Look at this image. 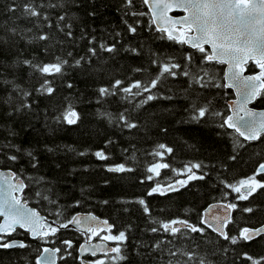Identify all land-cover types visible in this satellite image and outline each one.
Instances as JSON below:
<instances>
[{
    "label": "trees",
    "instance_id": "trees-1",
    "mask_svg": "<svg viewBox=\"0 0 264 264\" xmlns=\"http://www.w3.org/2000/svg\"><path fill=\"white\" fill-rule=\"evenodd\" d=\"M29 4L41 13L39 18L25 14ZM133 11L145 14H129ZM41 35L48 38L41 40ZM204 48L202 53L167 39L152 24L142 0H133L131 8L125 0H0V168L22 178L23 198L47 218L59 223L91 212L113 225L110 234L125 232L119 245L125 258L103 264H197L201 258L205 264H250L243 253L264 257L259 237L232 245L208 228L203 234L183 230L175 236L160 228L172 220L204 227L203 209L215 201L246 202L264 215V196L239 200L225 187L248 178L264 161V135L245 141L220 127L233 93L224 86V65L206 61ZM61 61H67L61 74L46 76L36 67ZM168 63L180 65L176 76L165 74L151 93L100 94L117 80L121 87L136 81L147 85ZM247 69L255 71L256 64L250 62ZM45 80L55 90L51 95L41 89ZM149 94L156 98L141 104ZM253 106L264 107V90ZM201 107L208 114L197 122L193 117ZM69 109L78 114L75 124L62 119ZM121 114L136 127L125 126ZM161 144L172 151L160 149ZM97 151L107 159H98ZM159 162L170 167L160 169L159 176L150 173L148 168ZM121 164L130 171L108 170ZM194 164L201 167L192 172L203 179L177 185L176 192L148 195L157 184L165 187L185 176L186 166ZM251 216L237 206L226 231L237 235L242 225H255ZM67 233L77 241L78 233ZM9 238L28 247L0 250V264H36L42 247L53 239H33L20 229ZM189 252L195 254L192 261L184 255Z\"/></svg>",
    "mask_w": 264,
    "mask_h": 264
},
{
    "label": "snow or ice",
    "instance_id": "snow-or-ice-1",
    "mask_svg": "<svg viewBox=\"0 0 264 264\" xmlns=\"http://www.w3.org/2000/svg\"><path fill=\"white\" fill-rule=\"evenodd\" d=\"M126 5L131 8L133 6V0H125ZM144 5L149 6V9L152 13L153 22L157 23V31L167 33V39L174 40L177 43L188 44L194 49H198L200 52H205L204 45H209L211 49V54L205 57L206 61L217 60L222 63H226L231 69L230 76L228 77L232 82L229 84V87H235L239 96L240 101L238 102V108L240 111L245 113V116H238L234 120V115H228L223 119L220 127H227L229 129H234L240 137H243L245 140L253 141L258 140L262 135H264V113H256L251 109H247V105L250 101L255 99L258 95V85L257 81L264 77V72L260 76H244L241 74L240 66L245 63L248 59H254L255 62L264 69V48H254L249 45L248 41L239 42L236 44V52L238 55L234 56L231 59H224L222 57V49L225 47L224 43H221L217 37L213 35L214 26L209 25V20H212L213 13L211 9L216 7H227L232 9L234 15L239 19L243 20L246 9L244 5L246 0H227L226 4L217 5L211 0H142ZM182 9L186 14L181 17L179 20H172L168 15L173 8ZM255 8L264 11V0H256ZM25 14L30 17L41 16V13L36 10L32 5H25ZM131 15H144L145 13L130 12ZM46 19V17H45ZM61 20L64 17H60ZM160 22H164L167 26H159ZM174 25H181L180 36L174 35L176 29ZM129 31L135 33L136 28L129 25ZM194 32V35H187V33ZM70 34V33H69ZM48 37L46 35H41L39 39L46 40ZM101 47H104L103 45ZM105 50L111 52L114 50L113 47H108ZM94 53V49L91 50ZM25 63H30L25 61ZM67 61H61L55 64H46L43 66H36L38 71L43 75H53L61 74L63 70V64ZM79 63V61H77ZM180 68L179 64L168 63L161 66V70L156 79L150 81L147 85H142L140 81L134 82L129 87H121L122 81L117 80L114 82L112 89L101 88V96L106 95H115L116 91H122L127 94H132L134 96L142 95L143 93H151L152 89L156 88L165 74L169 76H176L174 69ZM185 76H188V72H184ZM203 80V77L200 78ZM198 83L200 81H197ZM50 82L45 80L44 84L41 85V89L47 94L51 95L55 90L49 86ZM205 83H201V87H205ZM133 89H137L133 93ZM23 95L27 96L29 93H24ZM156 97L152 94L146 96L145 100L141 101V104L147 103L150 100L155 99ZM23 107H31V105L24 104ZM208 114V109L206 107H201L196 110V115L193 117L194 120L199 122L200 119L205 118ZM216 116H220L221 113H215ZM62 119L68 124H75L79 119L78 114L69 109ZM119 120L125 124L128 128H135L136 124L130 123L128 118L121 114ZM242 125V127H241ZM160 149H165L167 152H171V148H167L165 145H159ZM83 155V153H81ZM30 155V153H29ZM155 155L163 157V152H156ZM95 156L98 159H107L103 151H97ZM235 157H233L234 159ZM9 159L15 161L16 156H10ZM170 166L166 163H157L148 168L150 173H155L159 176L158 169L169 168ZM200 164H194L191 166H186L185 172L190 173L187 176L186 180H177L173 183L168 184L165 187L157 184L152 187L148 192V195L153 194L164 195L167 192H176L179 191V187H186L188 182L192 179H203V175L196 176L192 172L193 168L199 169ZM110 172L122 173L125 171H130V169L125 168L124 165H118L108 169ZM175 171V170H174ZM256 176H264V163L260 164L254 173L253 176L246 179H242L238 184H228L225 183L226 188H230L232 191L238 193L237 199L239 200H250L255 199L260 196H264V180L256 179ZM0 177L4 179L0 180V217L3 218V223H0V250H13V249H23L28 247L23 241H17L10 239L9 237L12 233H15L17 229L25 230L30 233L34 239L44 240L49 236H54L60 229H67L70 225H81L86 228L87 231H93V225L99 223L95 216H86L81 217L78 215L72 216L71 219H68L66 222H60L53 226L50 224L45 217L40 216V214L35 209H29L25 203L21 202V199L18 195L14 193L22 192L26 187L24 182L15 177V174L11 176H5L4 173H0ZM148 179H152L151 176ZM15 180V183L12 181ZM179 185V187H177ZM39 196L40 193H37ZM47 199V197H44ZM141 205H144L145 213L149 212L145 201L141 199L139 201ZM211 208H216V205L210 206ZM224 208L227 210V214L212 215V221L202 218L200 221V227L189 223L187 220H172L168 222L160 223V228L170 235L184 234L183 230L191 233H201L203 234L205 228L211 229L213 232L217 233L225 241L230 242L232 245L238 243H250L255 238L259 237L264 239V225H261L258 228H242L239 231L238 235H230L229 232L225 231L227 226L232 223L231 219V210L237 208V204L229 203L224 205ZM245 212L252 213L254 209L252 207H246ZM104 224H107V221H104ZM153 232L159 231L158 228H153ZM103 239H111L113 241H124L126 239L125 232L121 231L118 235L115 236H105ZM68 248L72 247L71 241L63 242ZM91 255L95 256L97 251L104 252L105 255L108 253H115L116 255L112 256L113 260L124 259L122 250L119 246L113 247L110 249H105L99 245H91ZM158 247V245H157ZM82 251H87L88 249L84 246H81ZM44 253H59L61 252L60 248L49 249L44 248ZM70 254V253H69ZM175 255L176 253H172ZM187 256L188 261L195 259L194 253H184ZM243 258L250 262V264H264V257L254 258L248 253L242 254ZM36 264H55V256L49 255L48 257L38 258ZM94 264H103L102 261H96ZM197 264H205L203 258H201Z\"/></svg>",
    "mask_w": 264,
    "mask_h": 264
},
{
    "label": "water",
    "instance_id": "water-1",
    "mask_svg": "<svg viewBox=\"0 0 264 264\" xmlns=\"http://www.w3.org/2000/svg\"><path fill=\"white\" fill-rule=\"evenodd\" d=\"M211 2H213L217 5H222V4H226L227 0H211ZM255 4H256V0H246V4L244 5V7L246 9V13L244 14L245 18L243 20L236 17L234 15L232 9H230V8L216 7V8L211 9L214 18L212 20H209V25L214 26L215 30L213 32V35L215 37H217V39L221 43L225 44V47L222 49V53H221L222 57L224 59H231L234 56L238 55V53L235 50L236 44L239 42H243L245 40H247L248 43H251V46L254 48H264V11L255 8L254 7ZM145 6H146V8L150 14L152 24L157 29L158 25H157V23L153 22L152 13L149 9V6H147V5H145ZM174 12H179L180 14H173ZM185 14L186 13L182 9H178L175 7L170 12H168V15L172 18V20H179ZM159 26L163 27V26H167V25H165L164 22H160ZM173 27L176 29V31L174 32V35L179 37L180 31H181V25H174ZM165 34L167 35V33H165ZM187 35H194V32L187 33ZM252 36H256L257 38L254 41H251L250 38ZM185 45L189 48H192L188 44H185ZM204 46H207L209 48V53L207 55L211 54L210 46L209 45H204ZM250 60H254V59H248L245 63H243L240 66V69H238V70H241V74L244 76H260V74L263 72L262 70H259L258 72H255V73L247 72L246 64ZM212 61H216V62L224 65V85H225V87L229 88L233 93V98L229 99L227 101V104L229 107V112H228L227 116L228 115H234V120L238 116H245V113L243 111H240L238 108V102L240 101L241 98H240L236 88L228 86L229 84L232 83L230 81V79L228 78L230 76L232 69L226 63H222V62H219L217 60H212ZM257 85H258V94H259V92L264 89V78L263 77H261V79L259 81H257ZM256 98L253 99L252 101H250L247 105H245V107L247 109H251L253 112H256V113H264V108H255L251 105L255 102ZM245 119H247L246 116H245ZM241 127H242V125H241ZM0 173H4L5 176H11L12 174H15V172L10 170V169H2V168H0ZM15 177H16V175H15ZM16 178L22 180V178H20V177H16ZM2 179H4V177H0V180H2ZM12 182L15 183V180H13ZM24 184H25V182H24ZM24 191H25V188L23 189L22 192L14 193V194L18 195L20 197L22 203L26 202V205L29 209H35L36 210V208H34L30 204H28L26 199L21 197L24 194ZM212 205H216L217 207L211 208L210 206H212ZM224 205H226V204L223 202L210 203L203 210L202 218L209 220V222H213L212 221V215H215V214L225 215V214H227V210L224 208ZM37 212L40 214V216L45 217L50 224H53V226H55L57 224L52 219L47 218L46 216L42 215L39 211H37ZM75 215H78L81 217H86L89 215L95 216L97 218V220L99 221V223L93 225V229H95L96 231H99L101 229L109 231V230H112V228H113V225L107 219L101 218V217H99V216H97L91 212H78V213H75L73 216H75ZM104 221H107V224H104ZM0 223H3L2 217H0ZM261 225H264V222ZM261 225H258L256 227H247V228H258ZM69 227L73 228L74 230H76L78 232L84 233L85 237H86V242L80 244L78 249H77L78 260L80 261V264H94L92 260L85 258V256H93V255H91V247H90L91 245H99L105 249H110V248L114 247L111 243H109L105 240H98V241H95V242L90 244V243H88L89 231H87L84 226L70 225ZM243 228H245V227H243ZM23 231H25V230H23ZM28 235L30 238H33L30 233H28ZM81 246H84L88 250L82 251ZM44 248L51 249L50 247H43V249ZM43 249H42V252L38 258L48 257L49 255H52V256H55V262H56V253H44ZM97 254L105 255V253L101 252V251H97L96 255ZM108 254H111V253H108Z\"/></svg>",
    "mask_w": 264,
    "mask_h": 264
},
{
    "label": "flooded vegetation",
    "instance_id": "flooded-vegetation-1",
    "mask_svg": "<svg viewBox=\"0 0 264 264\" xmlns=\"http://www.w3.org/2000/svg\"><path fill=\"white\" fill-rule=\"evenodd\" d=\"M250 63V62H249ZM248 66V64H247ZM264 163V161H262L261 163H259L258 165L255 166V170L254 172L249 175V177L253 176L254 173L256 172L258 166L260 164ZM256 179L258 180H264V176H256ZM74 215V214H73ZM72 215V216H73ZM71 219V218H70ZM53 220V219H52ZM54 221V220H53ZM263 221V220H262ZM261 221V222H262ZM55 222V221H54ZM260 222V223H261ZM57 223V222H55ZM60 223V222H59ZM58 224V223H57ZM259 224V223H258ZM21 230V229H20ZM73 231V232H76L78 233L79 235H81L82 238L79 237V235H77V241L71 236L70 233H67L66 235H63L64 234V231ZM23 231V230H22ZM99 231H102L99 230ZM25 232V231H24ZM94 232H98V231H95L94 229ZM13 235V233H12ZM11 235V236H12ZM89 235V240H88V243H93L95 241H98V240H102L101 237L100 238H95L94 236V233L93 231H89L88 233ZM53 239L50 240V242H47L44 246H47V247H50L51 249H55V248H60L61 249V252L59 253H56V263L55 264H67L68 262L70 261H73V259L75 258L76 261L77 260V256H78V247L80 244L86 242V237H85V234L84 233H81V232H78L76 230H74L73 228L71 227H68L67 229H60V231H58L54 236H49ZM34 239V238H33ZM64 241H71L72 242V247L71 248H68L63 242ZM43 246V247H44ZM75 246V252H73L72 248ZM42 247V248H43ZM42 250V249H41ZM70 253V254H69ZM41 253L38 254V256L36 257V259H34V262L37 261V258L40 256ZM99 255H102V254H97L96 256H99ZM91 257H95V256H91ZM87 259H89V257H85ZM36 263V262H35Z\"/></svg>",
    "mask_w": 264,
    "mask_h": 264
},
{
    "label": "rangeland",
    "instance_id": "rangeland-1",
    "mask_svg": "<svg viewBox=\"0 0 264 264\" xmlns=\"http://www.w3.org/2000/svg\"><path fill=\"white\" fill-rule=\"evenodd\" d=\"M155 164H157V163H155ZM159 170L160 169H158V171ZM188 175H190V173L185 174V176H183V177H179L177 180H186ZM235 204H237V206L239 207L240 210H243L244 211V209L246 208V202L245 203H241V202H238L237 201ZM258 215H259V211L257 212L254 209V211L252 212L251 218H253V221L252 222L255 223V224L260 223V221L264 218V215H259V217H258ZM118 234L119 233H117V235ZM94 236H95V238H100V237L101 238H104L105 236H109L110 237V236H115V235L110 234L109 232L102 230V231L95 232ZM107 240L112 241V243L114 244L115 247L119 246L123 242V241H113L111 239H107ZM114 255H116V254L115 253H111V254H108L107 256H104V257H101V258L96 257V260L95 261H116L117 259L116 260H113L111 258Z\"/></svg>",
    "mask_w": 264,
    "mask_h": 264
},
{
    "label": "clouds",
    "instance_id": "clouds-1",
    "mask_svg": "<svg viewBox=\"0 0 264 264\" xmlns=\"http://www.w3.org/2000/svg\"><path fill=\"white\" fill-rule=\"evenodd\" d=\"M256 38H257L256 36H252V37L250 38V40H251V41H254ZM249 45L251 46V43H249Z\"/></svg>",
    "mask_w": 264,
    "mask_h": 264
}]
</instances>
